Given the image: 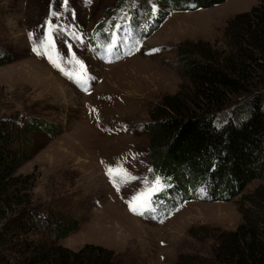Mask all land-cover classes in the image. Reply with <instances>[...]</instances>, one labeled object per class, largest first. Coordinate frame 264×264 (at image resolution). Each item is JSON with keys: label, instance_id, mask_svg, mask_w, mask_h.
<instances>
[{"label": "rangeland", "instance_id": "rangeland-1", "mask_svg": "<svg viewBox=\"0 0 264 264\" xmlns=\"http://www.w3.org/2000/svg\"><path fill=\"white\" fill-rule=\"evenodd\" d=\"M259 4L229 0L170 11L143 42L150 24L168 11L156 0H0V48L16 58L0 67V128L16 132L40 119L59 129L14 144L27 154L17 176H33L21 196L28 210L23 220L36 212L80 222L61 241L31 239L75 252L101 246L123 264H179L186 256L213 264L220 232L235 231L245 217L264 230L263 181L231 201H190L160 221L143 217L156 213L154 196L165 187L154 172L145 126L163 114L167 99L192 97L184 57L201 60L199 46L232 51L228 22ZM108 38L116 41V58ZM249 90L241 104L264 96L263 74Z\"/></svg>", "mask_w": 264, "mask_h": 264}, {"label": "trees", "instance_id": "trees-1", "mask_svg": "<svg viewBox=\"0 0 264 264\" xmlns=\"http://www.w3.org/2000/svg\"><path fill=\"white\" fill-rule=\"evenodd\" d=\"M156 1L168 11L150 24L143 41L160 28L170 11L212 9L229 0ZM259 1L228 22L232 51L218 54L199 46L201 60L184 57L182 67L193 85L192 97L167 99L163 114L154 115L153 123L145 126L153 140L154 172L166 190L154 196L156 213L146 212L144 218L160 221L190 201H231L254 181L264 182V96L253 95L244 104L238 100L250 91L258 73L264 75V0ZM15 60L12 52L0 48V67ZM232 106L234 110L228 112ZM9 129L0 128V264H123L101 246L87 244L75 252L30 238L42 234L58 242L75 234L80 222L36 212L29 221L23 220L28 210L21 196L30 191L25 186L33 176H17L27 154L14 144L20 136L24 143L33 133L53 136L59 129L40 119L20 131ZM246 219L235 231L214 237L213 264H264V230ZM196 263L190 256L179 262Z\"/></svg>", "mask_w": 264, "mask_h": 264}]
</instances>
